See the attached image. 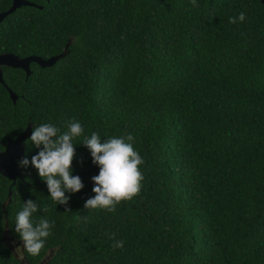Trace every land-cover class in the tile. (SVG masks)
<instances>
[{"label": "trees", "instance_id": "trees-1", "mask_svg": "<svg viewBox=\"0 0 264 264\" xmlns=\"http://www.w3.org/2000/svg\"><path fill=\"white\" fill-rule=\"evenodd\" d=\"M30 1L44 8L0 26V53L50 58L71 45L30 76L4 69L0 152L29 123L78 121L72 174L84 187L62 205L31 163L15 183L0 174V264H20L3 232L8 220L21 239L15 217L29 199L34 221L54 222L40 254L25 253L31 264L51 250L50 264H264V0ZM92 132L131 134L144 160L139 194L115 212L84 208L99 173L83 144ZM24 145L31 161L39 149Z\"/></svg>", "mask_w": 264, "mask_h": 264}, {"label": "clouds", "instance_id": "clouds-1", "mask_svg": "<svg viewBox=\"0 0 264 264\" xmlns=\"http://www.w3.org/2000/svg\"><path fill=\"white\" fill-rule=\"evenodd\" d=\"M191 4L193 7L198 6L197 0H191ZM245 18L241 12L238 16L230 17L229 23L243 22ZM83 132L82 125L75 120L67 122L65 131L51 123L37 125L32 129L29 140L39 149L38 154L32 156L31 161L27 158L19 161L21 166L26 167L31 163L38 170L39 176L46 181L51 199L57 204L66 205L69 196L65 193H76L84 187L81 178L72 174V162L76 154L73 140ZM133 139L128 134L126 137H111L102 141L96 132L85 138L83 144L90 150L93 164L99 167L98 175L91 178L95 195L86 200L85 209L101 208L115 212L117 204L139 194L144 179L140 165L144 160L134 149L131 143ZM40 207L29 199L15 217V231L23 241V248L17 247L15 250L20 261L24 259L25 253L39 255L54 227V222L46 217L33 220V214ZM43 211H49L46 205ZM123 244V241H115L113 248H122Z\"/></svg>", "mask_w": 264, "mask_h": 264}, {"label": "water", "instance_id": "water-1", "mask_svg": "<svg viewBox=\"0 0 264 264\" xmlns=\"http://www.w3.org/2000/svg\"><path fill=\"white\" fill-rule=\"evenodd\" d=\"M50 1V0H47ZM28 6L35 7L40 10L43 9V6L37 5L28 0H14L13 6L8 11L6 15H9L16 11L17 9ZM4 16L0 17V22L3 20ZM71 45V41L67 43L66 52L61 55L52 56L50 58H43L41 56H30L28 58H20L19 56H15L13 54H3L0 55V84H5L4 80V72L3 68H14V69H22L26 72L27 76L31 75V64L35 63L42 68H51L56 65V63L64 58L67 54V50ZM8 92L10 94L11 99L14 103L17 102L19 96L14 93L10 88H8ZM33 129L32 123H29L26 130L20 134L16 139L10 140L6 149L0 152V174L7 179L13 180L15 183L17 178L21 176V172L19 170V161L25 156L26 148L24 143L29 139L31 132ZM12 190L9 192L8 202L3 205L4 210H6L7 206L12 202ZM7 218V215H5ZM9 229V221L6 220L5 231Z\"/></svg>", "mask_w": 264, "mask_h": 264}, {"label": "flooded vegetation", "instance_id": "flooded-vegetation-1", "mask_svg": "<svg viewBox=\"0 0 264 264\" xmlns=\"http://www.w3.org/2000/svg\"><path fill=\"white\" fill-rule=\"evenodd\" d=\"M28 1H30V0H28ZM30 2H32V1H30ZM13 3H14V0H11V3H10V5L6 8V9H4V10H1L0 11V17L1 16H4L3 17V20L0 22V26H2V25H4V24H6V22L8 21V19L9 18H11L12 17V15L13 14H15L16 12H17V10H19V9H21V8H19V9H17L16 11H14L13 13H11V14H9V15H6L7 13H8V11L11 9V7L13 6ZM33 3H35V2H33ZM36 4V3H35ZM38 5V4H37ZM40 6H42V5H40ZM23 7H28V6H23ZM43 8H44V6H43ZM3 54H13V55H15V56H19V55H16V54H14V53H10V52H7V53H0V55H3ZM31 56H37V55H31ZM20 58H28V57H30V56H25V57H21V56H19ZM42 57V56H41ZM43 58H45V57H43ZM33 64H35V63H32L31 64V67H30V69H31V72L33 73V71H32V65ZM5 68H8V67H4L3 68V72H4V69ZM26 73V72H25ZM31 73V74H32ZM26 130V129H25ZM10 140H12V139H10ZM9 140V141H10ZM14 140V139H13ZM9 143V142H8ZM8 145V144H7ZM7 147V146H6ZM6 149V148H5ZM4 151V150H3ZM3 243H4V245L13 253V255H14V257L16 258V260L20 263V264H31V262L29 261V259L27 258V256H26V254H24L25 255V257H24V259L22 260V261H20L19 260V257H18V254L16 253V248L17 247H21V249L23 248V241H22V239H19V238H17L13 233H12V231H10V228L7 230V231H5L4 230V232H3ZM53 253H54V250H51V252L49 253V255H47L41 262H39L38 264H50L51 263V258H52V255H53Z\"/></svg>", "mask_w": 264, "mask_h": 264}]
</instances>
